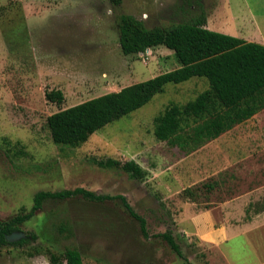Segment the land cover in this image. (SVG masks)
Wrapping results in <instances>:
<instances>
[{
  "label": "rangeland",
  "instance_id": "1",
  "mask_svg": "<svg viewBox=\"0 0 264 264\" xmlns=\"http://www.w3.org/2000/svg\"><path fill=\"white\" fill-rule=\"evenodd\" d=\"M200 13L208 30L264 45V0H0V221L29 210L39 191L83 188L124 196L145 219L149 235L143 237L119 200L97 203L77 196L46 201L18 227L28 243L1 248L0 264H49L50 252L67 249L77 250L83 264L264 260V249L253 254L251 236L223 246L226 262L207 255L208 246L190 235L187 221L188 213L209 209L224 198L219 184L224 165L216 159L230 153L235 143L240 148L235 152L255 153L263 160L264 144L238 141L245 132L235 130L184 155L153 135L155 117L169 105H184L204 92L205 79L167 84L149 103L96 131L77 148L55 145L46 127V118L61 109L179 66L164 46L124 56L118 44L119 15H132L151 28L191 22ZM51 90L63 93L61 105L46 100ZM106 158L134 161L146 175L135 179L124 170L93 163ZM244 164L249 171L252 163ZM165 231L172 233L183 258L154 237Z\"/></svg>",
  "mask_w": 264,
  "mask_h": 264
},
{
  "label": "trees",
  "instance_id": "2",
  "mask_svg": "<svg viewBox=\"0 0 264 264\" xmlns=\"http://www.w3.org/2000/svg\"><path fill=\"white\" fill-rule=\"evenodd\" d=\"M119 4L120 0H112ZM206 18L200 13L191 22L147 28L132 15L117 18L118 44L124 56L144 54L146 50L164 46L173 51L179 66L144 82L124 87L78 105L61 109L46 118V127L55 145L77 148L96 131L149 103L163 92L167 84H181L192 78H203L208 88L184 105L171 104L154 119L153 135L158 141L178 148L184 155L195 152L235 126L249 120L264 109V45L214 32L205 28ZM49 102L61 105L60 90L45 93ZM102 169H121L135 179L146 172L134 161L93 159ZM185 192H189L185 190ZM81 196L104 203L119 200L125 211L136 220L144 238H148L146 221L122 195H99L83 188L56 192L39 191L29 210L22 209L8 221H0V249L28 243L26 237L9 243L6 236L18 232L46 201H62ZM164 240L171 251L183 258L170 231L154 235ZM186 261V259H184ZM49 264H83L80 253L67 249L62 254L50 252Z\"/></svg>",
  "mask_w": 264,
  "mask_h": 264
},
{
  "label": "crops",
  "instance_id": "3",
  "mask_svg": "<svg viewBox=\"0 0 264 264\" xmlns=\"http://www.w3.org/2000/svg\"><path fill=\"white\" fill-rule=\"evenodd\" d=\"M235 130L245 132L238 141L247 139L249 144L252 143L250 146L259 145L258 140L264 144V109L221 136L235 134ZM234 144L230 153L225 152L216 159L224 165L225 175L219 183L223 185L224 198L209 209L190 212L187 216L191 223L190 235L199 244L208 246L207 255L220 257L223 262L227 260L223 246L237 237L251 236L254 255H258L257 249H264V169H258L264 159L255 153L235 152L238 148ZM246 161L252 163L247 172L243 170ZM258 238L263 242L258 243ZM258 261L255 264H264V260Z\"/></svg>",
  "mask_w": 264,
  "mask_h": 264
},
{
  "label": "water",
  "instance_id": "4",
  "mask_svg": "<svg viewBox=\"0 0 264 264\" xmlns=\"http://www.w3.org/2000/svg\"><path fill=\"white\" fill-rule=\"evenodd\" d=\"M21 239H24V234L20 231L13 232L6 236V241L9 243L20 241Z\"/></svg>",
  "mask_w": 264,
  "mask_h": 264
}]
</instances>
